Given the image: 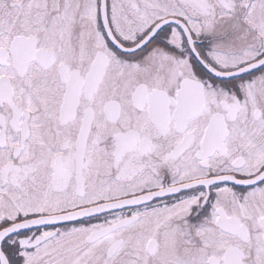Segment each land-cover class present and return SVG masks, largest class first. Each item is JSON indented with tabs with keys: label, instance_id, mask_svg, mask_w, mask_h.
<instances>
[{
	"label": "snow or ice",
	"instance_id": "snow-or-ice-1",
	"mask_svg": "<svg viewBox=\"0 0 264 264\" xmlns=\"http://www.w3.org/2000/svg\"><path fill=\"white\" fill-rule=\"evenodd\" d=\"M0 264H264V0H0Z\"/></svg>",
	"mask_w": 264,
	"mask_h": 264
}]
</instances>
